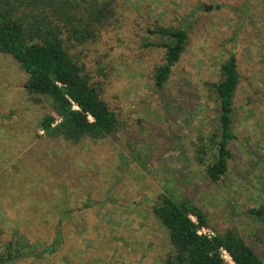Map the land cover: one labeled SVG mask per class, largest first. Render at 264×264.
<instances>
[{
    "label": "rangeland",
    "instance_id": "1",
    "mask_svg": "<svg viewBox=\"0 0 264 264\" xmlns=\"http://www.w3.org/2000/svg\"><path fill=\"white\" fill-rule=\"evenodd\" d=\"M99 1L109 4L96 38L70 51L115 112L114 136L48 137L39 123L53 114L50 101L32 99L26 72L0 52V264H171L153 212L162 193L201 208V233L236 230L264 264V220L249 212L264 202V0ZM156 26L188 34L162 88L153 76L164 48L148 45L160 39L148 32ZM231 54L232 157L211 181L210 83Z\"/></svg>",
    "mask_w": 264,
    "mask_h": 264
},
{
    "label": "trees",
    "instance_id": "2",
    "mask_svg": "<svg viewBox=\"0 0 264 264\" xmlns=\"http://www.w3.org/2000/svg\"><path fill=\"white\" fill-rule=\"evenodd\" d=\"M108 4L99 0H0V52L10 55L26 72L24 89L32 99L50 101L53 114L39 123L48 137L77 143L85 137H112L118 129L117 116L102 98L99 82L91 80L70 51L76 43L96 38ZM148 32L160 38L148 45L164 48V60L153 76L154 85L162 88L186 48L188 34L181 26H156ZM238 83L236 58L231 54L220 65V79L210 83L218 104L217 131L207 137L216 147L215 159L206 166L211 181L225 174L232 157L228 143L234 138L231 124ZM198 142L197 151L203 154L202 135ZM153 212L168 231L174 249L171 264H262L236 230L201 233L208 226L206 214L187 198L162 193ZM249 212L264 220V202Z\"/></svg>",
    "mask_w": 264,
    "mask_h": 264
},
{
    "label": "water",
    "instance_id": "3",
    "mask_svg": "<svg viewBox=\"0 0 264 264\" xmlns=\"http://www.w3.org/2000/svg\"><path fill=\"white\" fill-rule=\"evenodd\" d=\"M210 7V6H209ZM216 8H218V6H215Z\"/></svg>",
    "mask_w": 264,
    "mask_h": 264
},
{
    "label": "built area",
    "instance_id": "4",
    "mask_svg": "<svg viewBox=\"0 0 264 264\" xmlns=\"http://www.w3.org/2000/svg\"><path fill=\"white\" fill-rule=\"evenodd\" d=\"M201 232V231H200Z\"/></svg>",
    "mask_w": 264,
    "mask_h": 264
}]
</instances>
